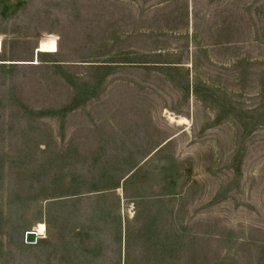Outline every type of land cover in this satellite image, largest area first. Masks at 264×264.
Listing matches in <instances>:
<instances>
[{
  "label": "rangeland",
  "instance_id": "rangeland-1",
  "mask_svg": "<svg viewBox=\"0 0 264 264\" xmlns=\"http://www.w3.org/2000/svg\"><path fill=\"white\" fill-rule=\"evenodd\" d=\"M0 38V264H264V0H0Z\"/></svg>",
  "mask_w": 264,
  "mask_h": 264
},
{
  "label": "bare ground",
  "instance_id": "bare-ground-1",
  "mask_svg": "<svg viewBox=\"0 0 264 264\" xmlns=\"http://www.w3.org/2000/svg\"><path fill=\"white\" fill-rule=\"evenodd\" d=\"M2 44L3 42H2V39L0 38V50L2 48ZM57 50H58V41H57V38L54 37L53 35L46 36L45 38H43L38 47V52H44V51L53 52ZM171 118L174 119L173 117ZM176 120L179 123H185L187 121V118L182 116ZM32 230L37 231L38 239H39V237H43L44 235H46L47 225L44 222H39Z\"/></svg>",
  "mask_w": 264,
  "mask_h": 264
},
{
  "label": "water",
  "instance_id": "water-1",
  "mask_svg": "<svg viewBox=\"0 0 264 264\" xmlns=\"http://www.w3.org/2000/svg\"><path fill=\"white\" fill-rule=\"evenodd\" d=\"M38 239V233L35 230L26 231V241L29 243H36Z\"/></svg>",
  "mask_w": 264,
  "mask_h": 264
},
{
  "label": "built area",
  "instance_id": "built-area-1",
  "mask_svg": "<svg viewBox=\"0 0 264 264\" xmlns=\"http://www.w3.org/2000/svg\"><path fill=\"white\" fill-rule=\"evenodd\" d=\"M25 237H26V235H25ZM37 241H38V239H37ZM29 243V242H28Z\"/></svg>",
  "mask_w": 264,
  "mask_h": 264
}]
</instances>
